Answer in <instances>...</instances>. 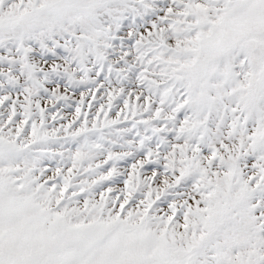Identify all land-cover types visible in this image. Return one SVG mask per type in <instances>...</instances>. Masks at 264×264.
<instances>
[{
	"label": "snow or ice",
	"instance_id": "snow-or-ice-1",
	"mask_svg": "<svg viewBox=\"0 0 264 264\" xmlns=\"http://www.w3.org/2000/svg\"><path fill=\"white\" fill-rule=\"evenodd\" d=\"M0 264H264V0H0Z\"/></svg>",
	"mask_w": 264,
	"mask_h": 264
}]
</instances>
